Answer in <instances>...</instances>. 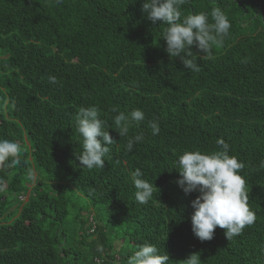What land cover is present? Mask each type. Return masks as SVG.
Masks as SVG:
<instances>
[{
  "label": "trees",
  "instance_id": "trees-1",
  "mask_svg": "<svg viewBox=\"0 0 264 264\" xmlns=\"http://www.w3.org/2000/svg\"><path fill=\"white\" fill-rule=\"evenodd\" d=\"M144 2L0 0V138L22 147L19 166L0 167V264H127L144 243L168 264L196 253L200 264H264V0L182 7L181 21L220 8L231 23L222 46L191 49L198 73L167 55L164 25L146 18ZM92 105L116 143L103 169L88 170L76 159L75 116ZM113 106L145 114L130 129L144 134L131 152ZM218 138L245 165L256 221L231 240L217 227L201 242L190 223L199 193H183L173 162L184 151L214 153ZM137 168L156 188L145 204L134 198Z\"/></svg>",
  "mask_w": 264,
  "mask_h": 264
},
{
  "label": "clouds",
  "instance_id": "clouds-1",
  "mask_svg": "<svg viewBox=\"0 0 264 264\" xmlns=\"http://www.w3.org/2000/svg\"><path fill=\"white\" fill-rule=\"evenodd\" d=\"M51 2L59 5L62 0ZM188 3L190 0H145L142 12L153 24L164 25L161 39L166 43L167 55L179 58L187 70L198 73L201 69L196 62L197 55L191 49L195 47L198 53H204L213 45L222 46L229 35L231 23L220 8H213L210 15L205 12L189 14L181 21L182 7ZM48 80L52 84L57 83L54 76H49ZM8 103L5 101V107ZM11 104L14 108L15 102L11 101ZM111 112L117 113L112 122L119 137H128L125 151L131 152L134 144L143 141L144 134L141 132L129 136L130 129L144 121L145 114L140 109H133L126 114L116 106L111 108ZM108 127L97 106L79 109L75 116V131L81 141L80 153L76 155L81 167L88 170L104 168V157L109 153L110 146L116 143L106 130ZM149 127L153 136L159 134L158 121H149ZM216 145L218 150L212 154L199 150L184 151L173 162V168L179 174L176 184L183 193H199L191 201L193 213L190 223L194 237L201 242L212 240L217 227L224 229V236L231 240L256 221V214L248 205L246 181L240 175L244 163L238 161L236 156L229 155L230 146L222 138L216 140ZM21 153L22 147L18 142L0 138V167L11 169L19 166ZM259 166L264 168V161ZM142 176L138 168L131 173L135 201L145 204L152 198L155 187ZM96 251L103 253L104 246L97 244ZM168 262V255L159 254L157 247L151 243L139 245L127 258V264ZM181 264H200L199 254H190Z\"/></svg>",
  "mask_w": 264,
  "mask_h": 264
},
{
  "label": "rangeland",
  "instance_id": "rangeland-1",
  "mask_svg": "<svg viewBox=\"0 0 264 264\" xmlns=\"http://www.w3.org/2000/svg\"><path fill=\"white\" fill-rule=\"evenodd\" d=\"M92 213H93V215L95 216L96 211L93 210ZM118 239H119L120 241H122V240H125V237H124V236H120V237H118Z\"/></svg>",
  "mask_w": 264,
  "mask_h": 264
}]
</instances>
